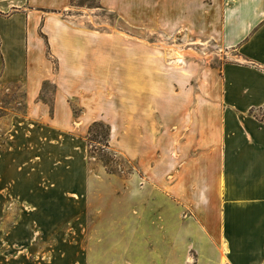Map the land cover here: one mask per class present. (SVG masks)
<instances>
[{
  "label": "rangeland",
  "instance_id": "rangeland-1",
  "mask_svg": "<svg viewBox=\"0 0 264 264\" xmlns=\"http://www.w3.org/2000/svg\"><path fill=\"white\" fill-rule=\"evenodd\" d=\"M145 15L123 19L97 0H73L64 19L81 31L72 37L89 46L83 58L87 75L66 80L71 92L83 91L90 109L82 99H70L74 126L69 131L51 126L53 83L45 84L38 99L49 109L45 120L29 116L22 86L0 93V264H128L132 256L149 252V240L167 238L166 222L188 216L180 210L174 215L171 204L189 205V193L178 189L189 183V156L197 152L189 149V141L199 140L193 130L196 112L204 102L220 110L227 106L217 97L226 88L223 69L249 64L239 52L249 37L234 48L218 34L219 18L210 19L207 32L197 33L186 19L174 28L172 18L154 17L151 6ZM172 49L183 52L179 67L171 65L173 56L165 58ZM51 61L56 72L59 65ZM126 69L143 74L147 85L133 94L139 116L156 110L168 117L170 97L178 93L174 105L188 106L189 141H184L187 130L170 129L167 119L160 143L136 145L142 160L123 152V112L133 106L127 88L136 89L126 85ZM171 75L178 76L177 84ZM248 114L264 121V108ZM100 116L105 120L90 122ZM96 122L105 127L90 133ZM111 125L117 129L114 146ZM173 134L179 141H171Z\"/></svg>",
  "mask_w": 264,
  "mask_h": 264
},
{
  "label": "crops",
  "instance_id": "crops-1",
  "mask_svg": "<svg viewBox=\"0 0 264 264\" xmlns=\"http://www.w3.org/2000/svg\"><path fill=\"white\" fill-rule=\"evenodd\" d=\"M71 5L72 0H0V93L12 85L22 86L29 116L45 120L49 109L38 99L45 84L53 83L57 94L51 126L61 131L74 126L71 98L82 99L90 109L83 91L71 92L66 80L86 77L83 58L89 48L72 37V32L81 31L64 19ZM150 6L154 17L172 18L174 28L186 19L189 30L197 33L208 31L211 18L221 19L219 33L215 32L228 46L238 47L249 37L239 48L249 64L223 69L226 88L217 97L227 106L220 110L204 102L198 107L193 129L198 141H189L188 106L174 105L177 92L170 97L168 117L156 110L139 116L133 94L139 91V95L147 85L143 74L133 76L125 70L126 85L136 89L130 93L127 86L133 106L123 112L127 115L122 125L127 132L120 143L123 152L142 160L136 145L160 143L159 132L167 127V119L170 129L187 130L184 141L197 151L189 156V183L178 189L189 193V205L171 204L174 215L189 211L188 216L166 222L167 238L149 240V252L132 256L128 264H264V121L248 114L264 108V0H101L103 10L123 19L144 17ZM51 59L59 65L56 72ZM170 80L177 84L178 76L171 75ZM136 129L146 130V136L136 135ZM116 131L111 125L112 146ZM171 141L179 138L173 134Z\"/></svg>",
  "mask_w": 264,
  "mask_h": 264
},
{
  "label": "bare ground",
  "instance_id": "bare-ground-1",
  "mask_svg": "<svg viewBox=\"0 0 264 264\" xmlns=\"http://www.w3.org/2000/svg\"><path fill=\"white\" fill-rule=\"evenodd\" d=\"M172 50H174V49H172ZM172 50L169 53H164L165 58L168 57V55L173 56L171 59L172 60L171 65H175V67H179L180 64L184 63L183 52H177V50H174V51H172Z\"/></svg>",
  "mask_w": 264,
  "mask_h": 264
},
{
  "label": "trees",
  "instance_id": "trees-1",
  "mask_svg": "<svg viewBox=\"0 0 264 264\" xmlns=\"http://www.w3.org/2000/svg\"><path fill=\"white\" fill-rule=\"evenodd\" d=\"M97 1H98V4H99V7L102 8V7H101V0H97ZM72 4H73V0H72ZM99 126L105 127V125H104L103 123L96 122V123L93 124L90 133H92V131H93V129H94L95 127H99ZM106 128H107V127H106ZM108 137H109V135L107 136V138H108ZM106 142H107V147L110 148V146H109V139H107Z\"/></svg>",
  "mask_w": 264,
  "mask_h": 264
}]
</instances>
